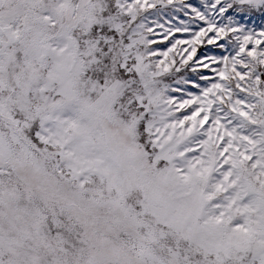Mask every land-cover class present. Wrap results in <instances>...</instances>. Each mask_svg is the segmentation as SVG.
<instances>
[{
	"label": "snow or ice",
	"instance_id": "6c2138e0",
	"mask_svg": "<svg viewBox=\"0 0 264 264\" xmlns=\"http://www.w3.org/2000/svg\"><path fill=\"white\" fill-rule=\"evenodd\" d=\"M0 264H264V0H0Z\"/></svg>",
	"mask_w": 264,
	"mask_h": 264
}]
</instances>
